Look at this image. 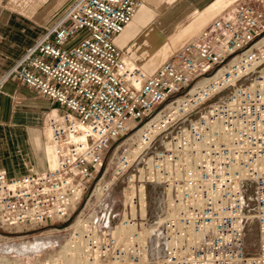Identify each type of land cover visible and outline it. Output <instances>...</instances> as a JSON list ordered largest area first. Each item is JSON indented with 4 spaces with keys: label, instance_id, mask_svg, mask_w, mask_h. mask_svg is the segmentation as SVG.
I'll list each match as a JSON object with an SVG mask.
<instances>
[{
    "label": "built area",
    "instance_id": "obj_1",
    "mask_svg": "<svg viewBox=\"0 0 264 264\" xmlns=\"http://www.w3.org/2000/svg\"><path fill=\"white\" fill-rule=\"evenodd\" d=\"M143 1L69 0L8 68L56 106L53 165L0 168V227L67 221L118 188L119 215L83 206L46 264H264V0L154 70L114 39Z\"/></svg>",
    "mask_w": 264,
    "mask_h": 264
},
{
    "label": "crops",
    "instance_id": "obj_2",
    "mask_svg": "<svg viewBox=\"0 0 264 264\" xmlns=\"http://www.w3.org/2000/svg\"><path fill=\"white\" fill-rule=\"evenodd\" d=\"M68 1L0 0V168L10 176L53 165L46 114L55 101L6 72ZM248 1L144 0L114 36L115 43L137 64L154 70L183 38Z\"/></svg>",
    "mask_w": 264,
    "mask_h": 264
},
{
    "label": "rangeland",
    "instance_id": "obj_3",
    "mask_svg": "<svg viewBox=\"0 0 264 264\" xmlns=\"http://www.w3.org/2000/svg\"><path fill=\"white\" fill-rule=\"evenodd\" d=\"M181 27L182 25L179 26V28ZM187 38L188 37L183 38L182 41L180 40L181 43L178 46L186 42L189 39ZM49 111L46 114V122ZM87 195L88 193L83 196L81 202L74 211L73 217L67 219V221H53L48 224L38 225L24 223L23 225L0 227V264H46V261L48 259H50L55 253H58L61 250L68 233L72 229L70 223L73 221V219L79 213L83 206H85V209H92L95 207V204L97 205V207H100V211L102 212V214L105 213L104 219H102V223L105 220L106 215L112 205L114 206V209L111 215H119L123 197L121 196V192L118 188H113L102 198L97 197L94 199L92 197L89 200ZM37 240L45 242V245L41 247L42 249H27L28 252L25 250L22 253L17 250L18 248L16 246L22 244H33Z\"/></svg>",
    "mask_w": 264,
    "mask_h": 264
},
{
    "label": "bare ground",
    "instance_id": "obj_4",
    "mask_svg": "<svg viewBox=\"0 0 264 264\" xmlns=\"http://www.w3.org/2000/svg\"><path fill=\"white\" fill-rule=\"evenodd\" d=\"M145 69H147V68H145ZM51 167V166H50ZM113 209H114V206L112 205L111 207H110V212H109V215H111V213L113 212ZM250 217H252L251 215H250ZM43 245H45V242H42V241H40V240H37L35 243H33V244H22V245H19V246H16L18 249L17 250H19L21 253L22 252H24L25 250L28 252V250L27 249H33V250H39V248L40 249H42L41 247H43ZM65 247L66 246H62V248H61V250L64 248L65 249ZM60 250V251H61ZM18 251V252H19ZM32 251V250H31ZM30 251V252H31ZM19 252V253H20ZM32 253V252H31Z\"/></svg>",
    "mask_w": 264,
    "mask_h": 264
}]
</instances>
